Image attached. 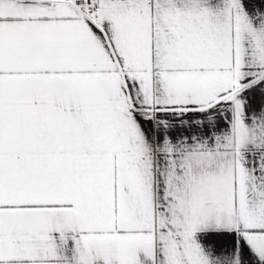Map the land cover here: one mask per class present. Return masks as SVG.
Returning a JSON list of instances; mask_svg holds the SVG:
<instances>
[{"label": "snow or ice", "instance_id": "snow-or-ice-1", "mask_svg": "<svg viewBox=\"0 0 264 264\" xmlns=\"http://www.w3.org/2000/svg\"><path fill=\"white\" fill-rule=\"evenodd\" d=\"M0 264H264V0H0Z\"/></svg>", "mask_w": 264, "mask_h": 264}]
</instances>
